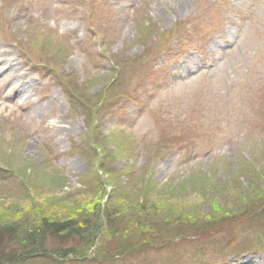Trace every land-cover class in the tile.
I'll use <instances>...</instances> for the list:
<instances>
[{
	"label": "rangeland",
	"instance_id": "rangeland-1",
	"mask_svg": "<svg viewBox=\"0 0 264 264\" xmlns=\"http://www.w3.org/2000/svg\"><path fill=\"white\" fill-rule=\"evenodd\" d=\"M104 208L0 264H264V0H0V228Z\"/></svg>",
	"mask_w": 264,
	"mask_h": 264
},
{
	"label": "trees",
	"instance_id": "trees-1",
	"mask_svg": "<svg viewBox=\"0 0 264 264\" xmlns=\"http://www.w3.org/2000/svg\"><path fill=\"white\" fill-rule=\"evenodd\" d=\"M102 197L105 198V195ZM102 197L100 201L102 200ZM104 210L105 208L102 209V211L100 210L97 211L96 217H98L97 219L100 222H97L96 225L91 227H89L83 221L76 222L74 219H69L68 221H64V222H59V221L53 222L48 225L45 222L37 225H32L31 222L30 223L26 222L21 226L19 225V228L15 229V231L14 229H12L11 226H4L3 228H0V239H4L5 237H7L13 245L21 244L20 247L18 246V249L21 250L24 249L27 250L28 253L33 252L38 254V249L42 247L41 241L44 239V236H46L47 230H52L54 231L55 235L59 233H66L69 236L77 237L79 240H83L81 247L82 250L85 251V249H89L95 244L94 237L97 231L100 230L101 232L102 228L104 229L106 228L107 223L112 222L111 218L105 214ZM207 222H209V220L206 221L205 223ZM128 245L129 244H126L124 247L118 248L120 249L119 251L124 253L127 249H130V246L127 247ZM75 258L76 256H74L73 259L75 260ZM31 259L34 258H28L27 260H31ZM171 261L173 260H170V262Z\"/></svg>",
	"mask_w": 264,
	"mask_h": 264
},
{
	"label": "bare ground",
	"instance_id": "bare-ground-1",
	"mask_svg": "<svg viewBox=\"0 0 264 264\" xmlns=\"http://www.w3.org/2000/svg\"><path fill=\"white\" fill-rule=\"evenodd\" d=\"M6 70H10L9 68H5ZM30 87H28L27 84L23 85L22 87H20V91L18 92V96H16L17 99H20L21 96H24L25 94L29 93V89ZM24 98V97H23Z\"/></svg>",
	"mask_w": 264,
	"mask_h": 264
}]
</instances>
